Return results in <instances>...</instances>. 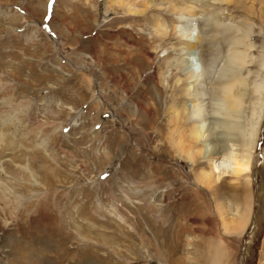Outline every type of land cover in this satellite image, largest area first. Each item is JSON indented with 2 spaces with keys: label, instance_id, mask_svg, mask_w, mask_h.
I'll use <instances>...</instances> for the list:
<instances>
[{
  "label": "rangeland",
  "instance_id": "obj_1",
  "mask_svg": "<svg viewBox=\"0 0 264 264\" xmlns=\"http://www.w3.org/2000/svg\"><path fill=\"white\" fill-rule=\"evenodd\" d=\"M193 23L212 78L247 33L248 114L264 0H0V264H264V103L237 179L188 135Z\"/></svg>",
  "mask_w": 264,
  "mask_h": 264
},
{
  "label": "bare ground",
  "instance_id": "obj_2",
  "mask_svg": "<svg viewBox=\"0 0 264 264\" xmlns=\"http://www.w3.org/2000/svg\"><path fill=\"white\" fill-rule=\"evenodd\" d=\"M179 16L182 17L181 14ZM196 28L194 23L187 28L182 26L179 28L182 40L187 41L185 46L181 47L185 56L179 65H181L180 69L183 71L186 81L190 82V85L182 90L190 99L188 103L182 106V109L189 119L195 118L198 122L191 125L189 130L191 132L188 135L204 144L206 154L227 155L232 163H230L231 172L238 179L243 175L246 176L250 171L252 153L263 113L261 106L264 103L258 98L256 100L257 107L252 105L248 114L245 111L243 99L247 93V86L245 76L240 74V70L248 60V52L246 53L245 48L247 49L250 43L243 41L247 36L246 32L237 38H233L229 42L233 46L228 49L223 63L216 69L215 77L212 78L214 76L215 56L211 55L204 57L205 59L193 61L189 51H187V47L191 46L190 43L199 39ZM238 45L242 49L238 48ZM210 79H212L211 82ZM206 82L211 85L208 86ZM262 90H264V86L254 85L255 93L257 92L260 96H263ZM189 119L188 121H190ZM226 171L225 167L218 168V165L213 164L210 173L217 172V177H219ZM236 194H238L237 189ZM244 197L246 208L241 217L242 221L239 223V233L244 232L248 212L246 210L248 209L246 192ZM237 208L238 206H236Z\"/></svg>",
  "mask_w": 264,
  "mask_h": 264
}]
</instances>
